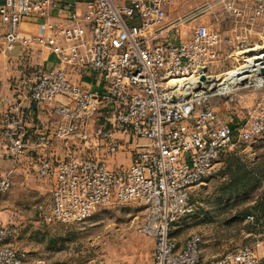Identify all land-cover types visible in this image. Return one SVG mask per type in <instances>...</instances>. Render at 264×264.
I'll list each match as a JSON object with an SVG mask.
<instances>
[{
  "label": "built area",
  "instance_id": "obj_1",
  "mask_svg": "<svg viewBox=\"0 0 264 264\" xmlns=\"http://www.w3.org/2000/svg\"><path fill=\"white\" fill-rule=\"evenodd\" d=\"M172 1L2 0L0 23L7 27L8 45L38 43L56 57L52 68L23 74L31 103L66 99L54 106L62 121L54 137L76 134L94 111L104 109L95 133L106 142V151L120 149L122 139L116 133L134 145L129 166L118 170L89 156L40 160L38 172L56 179L52 217L73 223L87 219L98 205L135 202L144 209L139 230L153 240L152 264H201V236L190 235L179 244L172 227L194 213L191 189L212 175L223 152L264 131V111L249 123L219 120L209 99L232 94L235 84L223 80L208 85L207 78L220 43L229 38L203 25L185 39L161 36L194 16L166 23L165 7ZM254 1L250 25L264 19L263 0ZM226 6L234 9L232 2ZM27 17L40 20L46 33L20 37L18 26ZM84 67L101 78V92L72 81L71 69ZM253 76L264 83V74ZM0 123L5 156L18 159L29 147L21 105L8 104ZM36 141L48 145L50 138L40 133ZM10 186V177L0 174V197ZM13 233V227L0 224V264L23 262L21 251L8 244ZM209 264H264V244L261 256L242 246Z\"/></svg>",
  "mask_w": 264,
  "mask_h": 264
},
{
  "label": "rangeland",
  "instance_id": "obj_2",
  "mask_svg": "<svg viewBox=\"0 0 264 264\" xmlns=\"http://www.w3.org/2000/svg\"><path fill=\"white\" fill-rule=\"evenodd\" d=\"M227 2H232L234 9H228ZM257 3L254 0H173L165 22L172 24L194 15L171 29L176 40L188 38L199 25L229 38L228 42L220 43L217 60L209 68V77H219L212 81L216 84L224 80L225 74L245 66L247 59L264 54V19L249 24V15ZM200 9L203 11L196 14ZM235 11L241 14L236 15ZM243 38H246L244 43ZM256 63L259 65L246 73L245 80L233 82L232 94L209 99V106L222 123H249L264 111V83L256 82L253 76V73L264 74V70L258 71L259 67L264 68V60ZM137 141L147 143L143 139ZM102 146L106 151L105 141ZM133 148V143L127 142L114 154L106 151V158L79 152L61 159L89 156L118 170L129 166ZM42 159L45 158L36 160L30 167L27 183L22 177L0 197L11 204L6 211L9 220L4 218L7 220L4 224L14 228L8 244L21 251L22 264H152L153 240L139 230L144 209L138 203L101 204L82 221L65 224L56 221L51 215L56 179L38 172L37 164ZM114 162L118 166L114 167ZM191 202L194 213L175 222L172 236L183 244L190 235L199 234L201 264H209L242 246L252 247L261 256L264 131L249 141L228 147L219 157L212 175L191 189Z\"/></svg>",
  "mask_w": 264,
  "mask_h": 264
},
{
  "label": "crops",
  "instance_id": "obj_3",
  "mask_svg": "<svg viewBox=\"0 0 264 264\" xmlns=\"http://www.w3.org/2000/svg\"><path fill=\"white\" fill-rule=\"evenodd\" d=\"M168 8L169 4L165 7L166 13ZM171 29L169 27L163 30L161 36L173 39L175 34L172 33ZM6 33V25L0 23V118L8 104L12 102L19 103L24 112L29 147L24 155L18 159L13 160L6 157L0 123V174L8 175L11 184L14 185L22 177H24L23 182H28L29 169L40 158L55 157L56 159H61L67 155H75L79 152L96 154L101 158H106L107 154L102 146L104 141L95 133L100 124L98 118L105 113L104 109L94 111L87 125L83 129L78 130L76 134L71 135L67 139L54 137L55 128L62 122L61 117L54 111V106L57 103H65L66 99L58 96L51 102L31 103L23 87V74L27 71L32 72L52 68L55 65L56 57L50 53L48 48L38 43H33L28 47L18 42L8 45L5 39ZM45 33L46 31L40 20L32 17L24 18L18 26L20 37H37ZM70 75L72 81L84 90L99 92L103 90L101 78L89 72L85 67L71 69ZM40 133L50 138L48 145H37L36 138ZM116 136L122 139L123 144L130 142L119 133H116ZM114 164V167L118 166L117 162H114ZM6 201L5 197L0 198V224L3 225L9 220V215H7L6 211L11 206ZM4 218L8 219L4 221Z\"/></svg>",
  "mask_w": 264,
  "mask_h": 264
},
{
  "label": "bare ground",
  "instance_id": "obj_4",
  "mask_svg": "<svg viewBox=\"0 0 264 264\" xmlns=\"http://www.w3.org/2000/svg\"><path fill=\"white\" fill-rule=\"evenodd\" d=\"M256 50L255 51H257L258 49L257 48H255ZM252 51V50H251ZM264 60V54L263 53H261V54H257V55H255V56H253V57H251V58H249V59H247L246 60V64H245V66H243V67H241L239 70H237L236 72H233V71H231V72H229V73H227V74H225L224 76H225V78H224V80L225 81H231V82H235V81H237V80H245L246 78H247V75H246V73H249L251 70H253L254 69V67H256V66H258L259 64L258 63H256L257 61H259V60ZM253 68V69H252ZM264 70V68H261V67H259L258 68V71H260L261 73H262V71ZM264 73V72H263ZM219 77H208L207 78V81L210 83V82H212L213 80H215V79H218ZM213 83V82H212ZM211 83V84H212ZM215 83V82H214Z\"/></svg>",
  "mask_w": 264,
  "mask_h": 264
}]
</instances>
